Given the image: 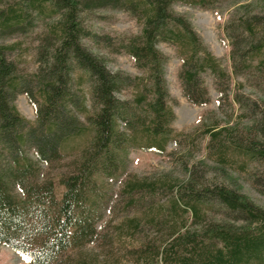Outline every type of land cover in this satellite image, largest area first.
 I'll return each mask as SVG.
<instances>
[{"label": "trees", "instance_id": "16d2710c", "mask_svg": "<svg viewBox=\"0 0 264 264\" xmlns=\"http://www.w3.org/2000/svg\"><path fill=\"white\" fill-rule=\"evenodd\" d=\"M223 1L0 0V40L27 33L47 10L56 18L39 37L34 73L21 72L0 44V244L28 264H77L69 252L96 241L105 183L126 172L130 149L164 153L176 134L166 80L169 57L160 44L176 49L183 96L194 106L210 102L207 74L215 81L220 101L228 99L232 77L264 93V3L257 11L252 0L241 2L224 26L231 72L189 19L172 9L181 3L214 10ZM105 7L132 13L142 22V33L122 39L120 48L146 72L145 79L110 70L104 57L89 47V42L112 46L113 38L92 33L82 18L87 10ZM129 87L136 88L134 98H121ZM19 95L35 107L34 123L17 109ZM234 99L252 119L247 134L238 137L236 130L209 127L204 131L211 136L209 148L220 163L239 157L264 169V110L258 111L259 102L250 96L235 93ZM65 158L66 169L59 172L64 191L58 199L51 168ZM185 170L187 181L168 191L174 195V210L190 211L197 230L172 232L164 262L264 264V209L233 186L207 179L197 164ZM261 174L252 178L264 195V183L259 184L264 171ZM143 184L155 189L147 181L129 189L134 193ZM209 212L221 220H208Z\"/></svg>", "mask_w": 264, "mask_h": 264}, {"label": "rangeland", "instance_id": "374dc122", "mask_svg": "<svg viewBox=\"0 0 264 264\" xmlns=\"http://www.w3.org/2000/svg\"><path fill=\"white\" fill-rule=\"evenodd\" d=\"M254 8L261 11V2L252 0ZM245 0H224L214 10L186 6L175 3V13L186 16L194 30L202 37L211 52L221 61L224 68L231 72L230 41L225 35L224 26L230 16ZM48 10L34 19L27 33H16L0 40L7 47V58L18 65L24 73H34L38 64L36 47L39 37L47 24L56 21L49 17ZM85 27L99 36L113 38L112 46L95 45L89 42L93 53L101 54L107 67L112 71H123L133 78L145 79L146 72L136 67L132 57L120 48L124 38L140 35L142 22L122 10L111 7L93 8L83 12ZM87 43V42H86ZM108 46V47H107ZM159 49L169 57L166 65V80L175 112L172 127L176 134L168 140L164 153H157L141 147H133L129 152V166L126 172L113 181L105 183L103 218L97 224L98 236L94 243L69 252L77 264H166L163 260L164 249L172 241L174 231L185 233L197 230L192 213L174 210V195L171 190L178 183L187 181L186 167L197 164L200 172L204 168L207 179L217 183L233 186L251 200L256 206L264 209V195L254 186L252 175L264 169L255 162H246L241 158H226L220 163L214 149H210L211 136L204 134L205 129L215 128L220 131L229 128L237 131L238 137L245 136L252 119L235 101V93L250 96L259 102L258 111L264 110V93L257 87L232 77L228 99L220 101V92L210 74L204 77L209 92L210 102L203 106H194L183 96L179 80L181 60L176 49L166 43ZM80 75V73H78ZM138 82V80H136ZM239 83L243 85L238 86ZM136 88L123 90L120 97L133 99ZM221 102V103H220ZM15 105L20 114L30 123L36 120L35 107L25 95L17 96ZM241 115L243 116L242 118ZM68 159L54 163L53 173L56 196L62 197L64 188L60 185L59 172L66 169ZM258 167V168H257ZM147 181L155 187L141 186L132 193L130 185ZM264 183L261 176L259 184ZM141 185V184H140ZM170 186V188H169ZM140 187V186H139ZM164 188V189H163ZM104 192V193H105ZM209 210V208H206ZM208 220H221L214 212L207 214ZM177 229V230H176ZM207 245H211L209 241ZM0 264H28L27 260L11 248L0 244Z\"/></svg>", "mask_w": 264, "mask_h": 264}]
</instances>
